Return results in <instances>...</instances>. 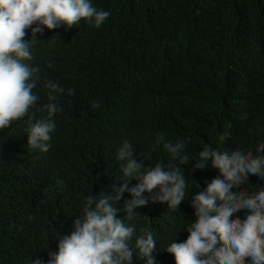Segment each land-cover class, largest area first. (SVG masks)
<instances>
[{"label":"trees","instance_id":"obj_1","mask_svg":"<svg viewBox=\"0 0 264 264\" xmlns=\"http://www.w3.org/2000/svg\"><path fill=\"white\" fill-rule=\"evenodd\" d=\"M92 2L111 12L101 26L82 19L72 28L45 27L33 48L37 104L48 102V80L74 89L56 97L62 110L49 149L27 145L22 122L0 132V264L47 260L56 251L55 231L68 234L86 198L101 189L113 194L124 140L145 166L179 164L154 142L161 132L173 143L182 140L196 162L208 145L251 149L264 141V0ZM193 163L181 165L188 187L178 208L150 201L133 210L136 234L148 230L156 239L157 264H172L163 253L194 219L191 197L219 175L210 164L192 171ZM259 184L264 180L251 174L241 187ZM129 199L125 191L118 204ZM132 259L144 264L135 253Z\"/></svg>","mask_w":264,"mask_h":264},{"label":"clouds","instance_id":"obj_2","mask_svg":"<svg viewBox=\"0 0 264 264\" xmlns=\"http://www.w3.org/2000/svg\"><path fill=\"white\" fill-rule=\"evenodd\" d=\"M110 15L92 0H0V132L13 122H22L27 145L43 152L49 149L56 128L54 116L62 110L56 97L64 92L71 95L74 89L48 80L44 85L48 102L37 104L40 96L34 89L40 69L31 63L34 46L43 41L37 35L45 27L72 28L82 19L99 27ZM99 104L91 102L93 108ZM33 109L45 115L37 117ZM154 142L162 144L179 164L145 166L143 160L134 158L133 144L124 140L116 153L122 175L119 183L110 186L113 194L101 189L99 196L89 195L68 234L55 231L56 251H50L47 260L37 256L29 264H135L134 253L144 264H157L156 239L148 230L136 234L132 221L137 212L133 210L150 201L178 208L188 187L181 165L189 162H194L192 171L210 164L219 175L205 180L206 187L198 184L200 190L190 200L194 219L178 241L167 245L165 260L172 264H264V185L251 191L241 187L249 183L251 174L264 180V141L251 149L221 150L208 145L199 151L198 162L184 151L182 140L173 143L161 132ZM133 179L138 183L129 187ZM125 191L131 199L118 204ZM245 209L243 217L236 215ZM121 211L125 215L117 217Z\"/></svg>","mask_w":264,"mask_h":264}]
</instances>
